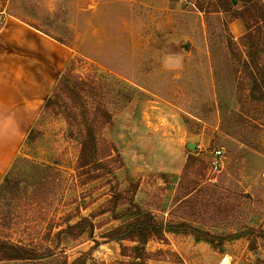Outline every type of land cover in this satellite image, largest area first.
Returning <instances> with one entry per match:
<instances>
[{
	"label": "rangeland",
	"instance_id": "rangeland-1",
	"mask_svg": "<svg viewBox=\"0 0 264 264\" xmlns=\"http://www.w3.org/2000/svg\"><path fill=\"white\" fill-rule=\"evenodd\" d=\"M260 1L251 40L241 0L230 11L220 0H0V26L11 15L48 32L65 49L63 69L84 81L24 112L0 168V237L36 254L0 264H128L123 247L132 254L134 243L104 233L126 219L125 204L106 200L131 182L134 202L165 226L143 245L148 263L264 264ZM100 99L110 120L98 111V149L112 156L80 167V103ZM82 217V234L66 228Z\"/></svg>",
	"mask_w": 264,
	"mask_h": 264
},
{
	"label": "crops",
	"instance_id": "crops-1",
	"mask_svg": "<svg viewBox=\"0 0 264 264\" xmlns=\"http://www.w3.org/2000/svg\"><path fill=\"white\" fill-rule=\"evenodd\" d=\"M65 49L48 32L6 15L0 26V168L15 154L27 108L55 85Z\"/></svg>",
	"mask_w": 264,
	"mask_h": 264
},
{
	"label": "trees",
	"instance_id": "trees-1",
	"mask_svg": "<svg viewBox=\"0 0 264 264\" xmlns=\"http://www.w3.org/2000/svg\"><path fill=\"white\" fill-rule=\"evenodd\" d=\"M221 6L223 10L230 11L231 7L234 6L239 0H220ZM243 2V9L241 12H237L236 17L239 18L246 29L244 33V37L253 39V33L251 31L252 24L250 21L252 20L254 24L259 23L256 21L258 17V12L262 10L263 4L260 0H241ZM258 15V16H257ZM263 18V17H261ZM264 20V19H263ZM250 54V53H249ZM251 58V62L253 63V59L251 54L249 55ZM84 84L82 79L78 78L77 75H74L69 69H62L56 78L55 85L53 87L54 91L49 93L43 100V106L48 107L51 103L55 102L57 91L55 88L58 86H62L65 89L71 91H76L78 86ZM91 87L90 89H92ZM93 90V89H92ZM93 109H89L88 106L85 105V101L80 103V112L78 113L79 119L78 124L80 129L82 130V139L80 141L81 149H80V167L83 166H93L99 160L98 156H101L102 159L112 156V149L110 148L107 152L102 155L99 153L98 149V140L96 137V127L95 122H97L98 116L97 113L100 111V120H104L107 122L110 120V113L107 109H104L101 103V99L96 101ZM130 187H125L122 191H118L116 194L112 195L106 203L109 205H118L125 204L124 209L120 212L121 215L126 216V219L118 224L117 226L109 229L106 233H104V237L107 240H127L133 242L134 244L130 247L133 250L132 254L125 253L126 247H123L122 255H127L132 258L128 264H151L146 261V250L144 248V244L153 236L162 235L165 230L164 224L157 222L153 215L149 211H144L140 208L138 204L134 202V198L132 193L136 191L138 188V184L136 182H131ZM112 211L115 214V209L113 207H108L104 209L103 212ZM121 215H116L115 218L120 217ZM86 222H88V218L82 217L75 223L67 225L66 228H77V235L82 234L86 228ZM89 223L92 225L91 221ZM35 251L26 247L24 245H20L17 243H12L6 239H2L0 237V260H28L35 258ZM80 261L82 264L81 257L75 258L69 264H75ZM64 264H67V261H64Z\"/></svg>",
	"mask_w": 264,
	"mask_h": 264
},
{
	"label": "built area",
	"instance_id": "built-area-1",
	"mask_svg": "<svg viewBox=\"0 0 264 264\" xmlns=\"http://www.w3.org/2000/svg\"><path fill=\"white\" fill-rule=\"evenodd\" d=\"M223 154L220 149H216L211 153L209 165L213 171H219L223 167Z\"/></svg>",
	"mask_w": 264,
	"mask_h": 264
},
{
	"label": "water",
	"instance_id": "water-1",
	"mask_svg": "<svg viewBox=\"0 0 264 264\" xmlns=\"http://www.w3.org/2000/svg\"><path fill=\"white\" fill-rule=\"evenodd\" d=\"M186 145L189 149H194L196 147V145L194 143H191V142H188Z\"/></svg>",
	"mask_w": 264,
	"mask_h": 264
}]
</instances>
